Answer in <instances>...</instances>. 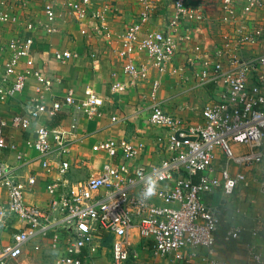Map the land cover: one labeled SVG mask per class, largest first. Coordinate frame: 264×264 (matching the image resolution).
<instances>
[{"label":"built area","instance_id":"built-area-1","mask_svg":"<svg viewBox=\"0 0 264 264\" xmlns=\"http://www.w3.org/2000/svg\"><path fill=\"white\" fill-rule=\"evenodd\" d=\"M137 2L143 5L137 18L116 36L119 74L126 80L112 82L110 91L144 86L143 99L150 102L149 122L167 131V136L157 142L166 156L154 164L137 165L132 162L136 149L131 143L124 139L119 144L115 140L102 141L93 150L111 157L120 154L123 162H105L99 174L84 181L50 180L44 185L49 195L45 209L24 202V194L35 178L23 180L0 161V185L7 189V200L0 203V239L11 220L20 224L7 243H0V264L16 261L29 242L46 237L48 232L53 234V247L60 243L57 232L67 234L57 264H90L104 235L110 237L109 264H128L129 232L135 227L140 237L152 242L157 255L173 253L176 259H182L183 250L203 249L207 253L206 264H238L214 257L219 218L205 197L216 190L226 197L233 196L244 175H232L231 164L251 166L264 161V53L240 55L247 46L264 43V19L258 24L251 21L254 12L264 9V0H221L219 23L228 25V30L212 53L191 42L205 16L188 0H172L170 17L162 30L147 28L154 12L149 0ZM112 10L111 0H44L42 16L25 21L27 35L0 44V52H8L0 71V104L17 98L24 89L26 75L18 68L30 53L34 30L54 34L60 30L57 21L67 15L80 24L82 34L86 35L92 27L95 34H103L110 41L111 33L104 29L107 13ZM19 19L17 14L0 9V24ZM186 25L190 26L184 33L177 32ZM180 44L189 45L193 54L186 57L178 71L184 72L189 66L199 85L212 82L218 89V99L204 105L202 122L196 126L187 125L161 108L157 100L160 79L152 77L154 71L159 75L166 71ZM74 55L66 50L54 53V58L67 60ZM34 75L41 84L40 92L51 90L52 79L37 72ZM41 97L9 121L0 118V148L15 147L14 142L6 140L4 128L8 124L27 131L34 122L53 117L62 107H75L90 117L99 114L103 104L91 89L85 90L84 100H77L72 89L67 90L62 101L47 104ZM112 120L118 119L113 116ZM35 135L27 145L40 153L41 167L65 174L70 166L64 159L70 152L68 131L38 124ZM232 142L244 145L246 151L235 155ZM218 150L224 155V165L219 169L215 165ZM149 177L156 181V191L142 200L140 194ZM260 183L264 194V181ZM255 223L250 230L253 236L264 230V218H257ZM69 226L71 232L65 230ZM239 233V228H233L225 239H237ZM243 264H264V254L250 246Z\"/></svg>","mask_w":264,"mask_h":264},{"label":"crops","instance_id":"crops-1","mask_svg":"<svg viewBox=\"0 0 264 264\" xmlns=\"http://www.w3.org/2000/svg\"><path fill=\"white\" fill-rule=\"evenodd\" d=\"M44 0H0V9L17 14V22L0 24V44L5 45L10 40L27 35L25 21L42 16ZM113 10L107 13V22L104 29L111 34L109 41L103 34H95L92 27L88 28L86 35L80 31V24L72 16L63 15L57 24L60 30L51 35H44L40 29L32 32L33 42L28 56L21 60L19 70L26 75L23 91L17 98L8 103L0 104V118L8 120L23 108L31 107L35 98L42 95L45 103L62 101L67 90L74 91L77 100L85 99V90L96 92L103 101L99 107V114L88 117L85 113L77 111L75 107H62L53 117H42L34 122L30 129L21 131L11 125L4 128L7 142H14L13 149L0 148V161L10 166L14 173L25 180L29 176L35 178V183L29 185L24 202L45 209L49 195L44 185L50 180L66 179L69 183L84 181L90 176L99 174L105 162L121 163L120 154L111 157L104 152H95L93 146L105 141L115 140L118 144L124 139L136 149L133 164H154L163 159L166 154L158 146V138H165L167 131L149 122L150 102L143 99L145 91L141 85L128 88L122 92L110 91V84L118 79L126 80L119 74L121 61L117 57L118 34H122L126 26L137 18L143 5L137 0H111ZM153 5V16L147 28L162 30L171 13L172 0H149ZM188 4L200 9L205 21L196 30L193 43L202 45L209 53L219 46L228 30V25L219 23L221 0H188ZM97 5V4H96ZM239 9V4H237ZM61 10V4L58 5ZM264 19V9L254 12L252 22L258 24ZM190 26V25H188ZM187 25L177 30L184 33L189 29ZM103 32V33H104ZM189 46V45H187ZM180 44L176 53L169 61L166 71L159 75L153 72L152 77H159L158 102L161 108L178 118L187 125L196 126L202 122L201 110L205 104L218 99V89L214 83L199 85L193 68L186 67L184 72L178 68L184 65L188 55L193 54L190 47ZM75 52L74 57L67 60L54 58V53L62 51ZM264 53V43L247 46L241 50L242 57ZM8 55L7 50L0 52V71H3V61ZM34 72L53 80V87L49 91H41V84L37 81ZM119 75V76H118ZM253 81H249L251 85ZM115 116L118 120H112ZM38 124L48 127H60L68 131L70 152L66 159L70 166L65 174L57 171H47L40 165L41 155L33 147L27 145L28 139L32 141L35 128ZM74 125L75 128L71 129ZM246 148V147H245ZM264 150V148H262ZM215 165L219 169L224 165V155L218 150ZM229 170L232 175H244V180L238 182L233 196L226 197L221 191L205 197L206 202L213 208L219 218L215 230L214 257L228 262L243 264L250 246H256L264 254V230H258L256 236L251 235L257 218H264V194L260 185L264 181V161L251 166L231 164ZM7 200V189L0 185V203ZM10 224L13 225L10 227ZM16 219L10 221L7 230L1 233L0 243H7L11 233L19 228ZM233 228H239L237 239H225ZM137 228H133L129 235L130 259L128 264H206L207 253L203 249L183 250L182 259H176L173 253L157 255L153 244L139 236ZM60 243L54 247L58 249L57 258L61 254L67 234L57 232ZM52 233L48 232L44 238H37L28 245H34L43 240L52 244ZM105 237V235L103 236ZM102 237V238H103ZM102 240V239H101ZM53 245V244H52ZM101 247L90 259L92 264H109L110 255ZM24 248V250H25ZM24 253V251H23ZM85 250L83 257L85 256ZM56 258V260H57ZM17 260L9 264H16ZM90 263V264H91Z\"/></svg>","mask_w":264,"mask_h":264},{"label":"rangeland","instance_id":"rangeland-1","mask_svg":"<svg viewBox=\"0 0 264 264\" xmlns=\"http://www.w3.org/2000/svg\"><path fill=\"white\" fill-rule=\"evenodd\" d=\"M230 146L235 155L246 151L242 144L232 142ZM106 251H108L107 255H110L108 247H106ZM57 254L58 249L54 248L49 240H43L34 245H28L24 253L17 259L16 264H57Z\"/></svg>","mask_w":264,"mask_h":264},{"label":"clouds","instance_id":"clouds-1","mask_svg":"<svg viewBox=\"0 0 264 264\" xmlns=\"http://www.w3.org/2000/svg\"><path fill=\"white\" fill-rule=\"evenodd\" d=\"M156 187V181L149 177L145 190L140 194L141 199L143 200L153 196L155 194Z\"/></svg>","mask_w":264,"mask_h":264},{"label":"trees","instance_id":"trees-1","mask_svg":"<svg viewBox=\"0 0 264 264\" xmlns=\"http://www.w3.org/2000/svg\"><path fill=\"white\" fill-rule=\"evenodd\" d=\"M101 242L104 245H109V243H110V237L108 235H105V237L102 238Z\"/></svg>","mask_w":264,"mask_h":264},{"label":"water","instance_id":"water-1","mask_svg":"<svg viewBox=\"0 0 264 264\" xmlns=\"http://www.w3.org/2000/svg\"><path fill=\"white\" fill-rule=\"evenodd\" d=\"M67 232H71L72 231V226H69L65 229Z\"/></svg>","mask_w":264,"mask_h":264}]
</instances>
